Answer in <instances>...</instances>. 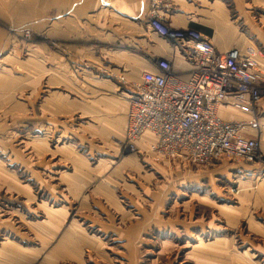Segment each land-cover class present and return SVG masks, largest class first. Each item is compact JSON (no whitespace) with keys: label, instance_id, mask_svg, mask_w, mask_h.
Here are the masks:
<instances>
[{"label":"rangeland","instance_id":"1","mask_svg":"<svg viewBox=\"0 0 264 264\" xmlns=\"http://www.w3.org/2000/svg\"><path fill=\"white\" fill-rule=\"evenodd\" d=\"M143 44L136 38L132 47L136 55L145 53ZM48 48L62 50L63 46L31 28L14 31L1 62V70L14 83L9 86L8 82L6 105L1 98L0 106V216L11 218L17 210L27 220L39 218L38 203L43 201L55 208L66 203L68 225L76 215L92 218V213L79 212V200L73 194L79 188L60 182L63 173L71 176L76 171V160L70 158L83 157L92 169L98 168L97 163L109 164L95 182L79 190L101 199L105 211L109 202L96 189L116 164L130 163L135 169L118 170L121 180L113 184L121 209L111 208V220L103 210L93 212L103 225L94 222L96 237L109 254L102 264H264V235L257 233L259 228L252 229V222L264 228V209L255 203L264 193L261 147V161L252 165L255 169L245 170L215 166L220 161L210 166L180 160L156 162L141 144L139 150L131 151L116 144V138L104 141L92 117L78 116L73 106L47 104ZM150 56L155 57L152 52ZM139 80L140 75L124 82L127 93L129 84ZM64 144L80 148L79 152H58ZM225 160L227 165H246ZM92 223L84 221L85 227Z\"/></svg>","mask_w":264,"mask_h":264},{"label":"crops","instance_id":"2","mask_svg":"<svg viewBox=\"0 0 264 264\" xmlns=\"http://www.w3.org/2000/svg\"><path fill=\"white\" fill-rule=\"evenodd\" d=\"M150 1L0 0V106L1 98L2 105H6L8 82L9 86L14 83V78L8 81L6 70H1L4 67L1 62L5 60V53L10 47L11 34L31 28L37 33L47 34V39L63 46L62 50L48 48L47 80L50 94L47 104L73 106L77 108L78 116L92 117L104 141L116 138L117 144V140L125 139L129 99L122 79L134 81L140 75L141 80L143 73H160L164 67H170L176 74L186 76L191 70L186 57L180 51L174 54L171 45L149 25L147 15ZM170 1L172 7L165 13L168 25L201 31L220 53L256 47L264 55V0ZM136 38L145 43L142 46L146 54L143 53L142 56L136 55L132 48ZM151 52L155 56L152 59ZM221 113L226 119L251 118L250 114L232 105L221 110ZM256 113L260 119L258 139L264 154V98L258 104ZM70 137L65 135V138ZM152 140L153 137L147 134L139 144L144 147L146 142ZM79 149L75 150L79 152ZM56 150L76 154L69 145ZM70 159L76 160V171L71 176L63 173L64 180L60 182H69L79 188V193H73L79 200V212L92 213L93 217L76 215L68 225L70 217L66 203L63 208H55L43 201L38 203L41 205L42 216H35L37 220H27V215H20L17 210L11 218L0 216V234L3 233L0 264H102L103 260L106 263L109 259V254L104 251V244L95 233L97 224L101 227L103 225L93 212L96 209L103 210L102 201L79 191L80 186L95 182L101 169L107 168L109 164L97 163L98 168L92 169L83 157ZM217 164L215 166L219 168L228 166L231 169H255L253 164L238 167L227 165L225 159ZM115 167L107 180L100 182V187L95 192L100 198L108 200L109 210L103 211L110 220L113 207L121 209L118 193L113 186L121 180L117 171L135 169L130 163L126 166L123 163L116 164ZM92 172L95 175H91ZM256 174L258 172L251 171V175ZM255 203L258 208L264 209L263 192L256 197ZM126 216L128 218L129 214ZM84 219L90 222L92 220L93 225L85 227ZM252 224L255 225L252 229L259 228L260 232L257 233L264 235V228L256 226L255 222Z\"/></svg>","mask_w":264,"mask_h":264},{"label":"built area","instance_id":"3","mask_svg":"<svg viewBox=\"0 0 264 264\" xmlns=\"http://www.w3.org/2000/svg\"><path fill=\"white\" fill-rule=\"evenodd\" d=\"M170 0H151L147 15L153 31L180 51L191 65L189 75L170 67L145 72L129 84L126 136L117 144L131 151L147 134L143 149L156 162L180 160L210 166L223 159L245 164L261 161L260 119L256 113L264 98L263 52L256 47L220 53L195 28H174L165 22ZM230 105L251 115L226 119Z\"/></svg>","mask_w":264,"mask_h":264},{"label":"bare ground","instance_id":"4","mask_svg":"<svg viewBox=\"0 0 264 264\" xmlns=\"http://www.w3.org/2000/svg\"><path fill=\"white\" fill-rule=\"evenodd\" d=\"M124 82L127 80L126 78L125 79H122ZM127 82V81H126Z\"/></svg>","mask_w":264,"mask_h":264}]
</instances>
